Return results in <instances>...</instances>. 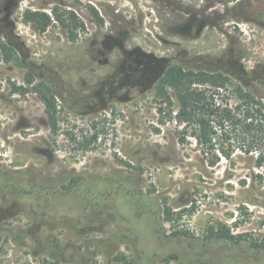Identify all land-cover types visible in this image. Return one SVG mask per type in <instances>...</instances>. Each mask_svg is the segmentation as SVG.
Returning <instances> with one entry per match:
<instances>
[{
	"label": "rangeland",
	"instance_id": "obj_1",
	"mask_svg": "<svg viewBox=\"0 0 264 264\" xmlns=\"http://www.w3.org/2000/svg\"><path fill=\"white\" fill-rule=\"evenodd\" d=\"M26 11L50 17L45 32ZM0 43L10 48H0L1 178L28 189L79 177L101 190L132 176L166 234L225 224L264 239V171L240 152L209 167L193 141L178 143L175 124H158L154 100L158 77L177 65L227 74L264 101V0H0ZM46 86L56 135L38 94ZM41 210L0 194V264H204L171 260L177 246L122 200L80 217L71 203Z\"/></svg>",
	"mask_w": 264,
	"mask_h": 264
},
{
	"label": "trees",
	"instance_id": "obj_2",
	"mask_svg": "<svg viewBox=\"0 0 264 264\" xmlns=\"http://www.w3.org/2000/svg\"><path fill=\"white\" fill-rule=\"evenodd\" d=\"M95 16L98 18L96 13ZM24 18L40 33L51 23L50 17L39 11H26ZM0 48L10 50L3 43ZM38 94L50 132L56 135L59 129L57 98L49 86L38 90ZM154 100L158 124H175L178 143L184 145L193 141L209 167L216 166L221 158L231 160L234 153L240 152L251 156L255 167L264 171V101L246 92L227 74L168 66L154 85ZM74 178L77 179L58 188L39 182L25 189L14 179L0 177V194L11 191L19 200L33 197L36 208L45 209L41 210L43 214L71 203L77 217L86 215L105 199L122 200L130 216L138 221L145 219L146 228L156 240L177 246V251L168 255L171 260L179 262L191 258L199 262L202 258L204 264H264V239H246L242 234H234L225 224L210 226L203 237L185 231L164 233L160 213L146 203L132 176L119 177L115 184L108 183L101 190L85 184L79 177ZM164 214L169 221V213ZM190 253L193 255L188 257ZM227 254L234 255L235 262L224 263Z\"/></svg>",
	"mask_w": 264,
	"mask_h": 264
}]
</instances>
